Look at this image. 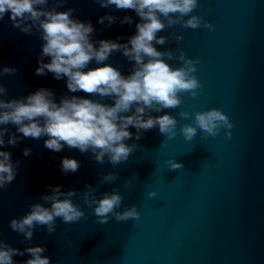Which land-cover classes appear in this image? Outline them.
<instances>
[{
  "label": "water",
  "instance_id": "water-1",
  "mask_svg": "<svg viewBox=\"0 0 264 264\" xmlns=\"http://www.w3.org/2000/svg\"><path fill=\"white\" fill-rule=\"evenodd\" d=\"M53 6L57 11L75 9L74 18L90 21L95 29L93 41L126 43L140 22L134 10L104 8L95 0H65L62 5L48 0L47 7ZM106 14L117 17L116 22L110 26L107 20L98 23ZM192 14L210 21L214 30L174 25L158 33L168 36V43L154 45L159 51L171 49L177 56L183 50L199 60L194 73L202 85L199 94L181 93L177 108L150 113L167 112L177 118L174 138L167 139L156 127L136 140V129L129 126L133 137L125 143L136 144V150L126 162L113 165L107 156L99 163L91 151L81 153L67 145L60 152L51 151L44 146L48 137H23L15 125H0L8 129L0 148L11 153L14 163L19 162L16 178L0 189V240L21 251L43 245L42 255L50 257V264H264V0H199ZM124 16H131L132 24L120 23ZM174 34L183 39L177 42ZM42 43L38 32L26 34L13 27L9 14L0 20V72L6 66L16 69L13 74L0 75V84L7 89L4 100L47 88L57 103L65 95L114 103L111 98L70 92L66 77L58 80L50 72L35 75ZM49 59L44 57L45 62ZM167 62L172 67L181 64L178 59ZM104 63L127 76L133 62L117 51ZM98 66L93 61L88 68ZM211 108L229 116L234 125L231 138L225 137L223 129L216 137L205 138L198 129L191 141L185 140L179 129L193 121L179 113ZM9 134L21 137L15 146L7 144ZM25 148L31 150L30 155H24ZM64 157L75 158L79 169L64 174ZM170 159L181 162L183 168L170 169ZM110 172L118 174V179L101 183ZM128 180L131 184L125 187ZM56 185L79 194L72 201L85 216L71 224L56 218L53 233L38 226L32 239L25 240L9 227L10 221L30 211V204L50 207L41 196L50 194L49 186ZM88 185L97 189L98 198L118 190L123 197L118 211L136 205L139 219L116 221L111 217L107 224H99L95 206L90 207L82 197ZM150 192L155 196L150 197ZM29 256L25 253L13 259L22 264Z\"/></svg>",
  "mask_w": 264,
  "mask_h": 264
},
{
  "label": "clouds",
  "instance_id": "clouds-1",
  "mask_svg": "<svg viewBox=\"0 0 264 264\" xmlns=\"http://www.w3.org/2000/svg\"><path fill=\"white\" fill-rule=\"evenodd\" d=\"M65 0H57L62 5ZM101 7L114 6L118 10H134L140 18L136 24V33L126 43L114 40H92L95 29L92 23L84 22L72 16L75 9L57 11L56 6L47 7L48 0H0V20L9 14L13 27L26 34L33 31L40 34L43 41L35 75L53 74L56 79H66L70 92L83 91L98 95L101 99L111 98L113 104L101 103L80 96H63L59 103L51 89L40 88L27 97L4 100L7 89L0 84V125H15L16 131L23 137L39 139L48 137L44 146L54 152L62 151L65 145L78 149L81 153L91 151L99 163L105 156L113 165L126 162L136 150V144H126L133 133L129 126L136 129L135 139L139 140L144 131L158 127L159 132L172 139L177 135L178 120L165 112L153 116L150 113L163 109H174L182 103L181 93L197 96L202 87L194 75L198 59L186 56L180 50L178 56L171 49L159 51L154 45H165L168 36L158 35L174 25L183 28H206L214 30V25L203 17L192 14L199 6V0H95ZM187 17V18H186ZM186 18V19H185ZM115 23L117 17L106 14L98 18V23ZM120 23L132 24L131 16H124ZM177 42L183 39L174 34ZM98 45V46H97ZM122 54L132 63L131 72L125 76L111 64L104 63L114 52ZM44 57H49L45 62ZM167 58L164 59V58ZM178 59L180 66L172 67L167 61ZM95 61V68L88 65ZM88 68L87 71L85 69ZM15 68L4 67L0 75L13 74ZM134 109V110H133ZM180 117L191 118L193 123L181 125L179 131L185 140L191 141L199 129L205 138L216 137L221 129L226 138H231L234 127L229 116L218 108L189 113L181 111ZM6 127H0V146L5 145ZM21 137L9 134L7 144L15 146ZM29 148L24 155H30ZM18 161L13 162L11 153L0 148V189L11 184L16 178ZM170 169H182L183 164L176 159L168 161ZM80 167L75 158L64 157L61 170L64 174L76 172ZM118 179V174L110 172L104 175L101 183ZM131 180L125 181L129 187ZM50 194H42L41 199L50 202V207L41 203L29 205L30 211L20 218H13L9 227L23 234L25 240L33 237V229L46 226L49 234L56 228V218L65 224L79 221L84 211L72 197L79 195L75 190L64 192L60 185L49 186ZM82 193L83 200L93 208L99 224H107L111 217L116 221L139 219L136 205L121 208L123 197L118 190L104 192L101 197L95 195L97 189L91 185ZM149 196H155L150 192ZM23 242V241H22ZM45 246H28L24 250L12 247L0 240V264H16L13 257L30 254L22 264H50V257L42 255Z\"/></svg>",
  "mask_w": 264,
  "mask_h": 264
}]
</instances>
